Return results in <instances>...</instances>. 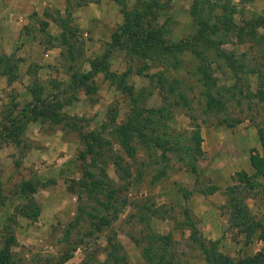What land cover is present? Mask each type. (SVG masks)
<instances>
[{
  "label": "trees",
  "instance_id": "16d2710c",
  "mask_svg": "<svg viewBox=\"0 0 264 264\" xmlns=\"http://www.w3.org/2000/svg\"><path fill=\"white\" fill-rule=\"evenodd\" d=\"M97 1L65 0L63 13L51 14L59 30L55 34L47 31L44 34L47 41L59 47L60 66L67 73L68 81L62 91L48 93L29 70L31 67L28 68L25 89L29 100L17 113L8 111L1 115L0 136L18 143L26 124L35 122L57 126L62 132H74L80 140L81 149L77 153L80 173L69 184L76 197L75 212L58 238L61 243L68 244L69 238L71 242L60 253L57 264H63L78 247L82 248L83 257L77 264H126L122 245L111 228L126 206L135 210L127 218L145 227L140 236L130 237L139 248L140 264H179L171 255L170 235L150 226L151 217L163 216L161 207L150 209L152 205L144 202L142 194L138 195L139 200L130 196L139 185H152L165 177L172 164L174 168L191 172L197 180L200 173L197 161L203 150L196 110L198 114L224 112L228 102L232 103L231 107H240L245 100L246 109L257 112L259 108L264 117V14L236 21L235 4L252 0H191L189 32L170 40L166 18L159 23L156 20L171 0H135L130 7H120L121 21L110 33L103 50L85 60L88 67L84 69L80 64L82 41L77 27L72 24L71 9ZM226 42L246 43L251 55L247 58L245 51L234 54L224 47ZM113 52L126 57L121 71L109 68ZM19 62V57L12 52H0V75L5 76L7 84L17 79ZM216 69L221 74L227 72L224 82L219 83ZM97 73L125 95L127 110L118 122H115V111H110L98 126L83 129L79 118L62 111L64 102L57 99L60 93L76 89L89 96L96 90L93 77ZM134 74L146 78V84L135 87L130 83L128 77ZM249 74L256 75L254 91L249 88ZM50 85L56 89L59 83L51 80ZM153 93L159 96L157 104L148 103ZM194 98L199 103L196 110L192 104ZM178 113L188 117L187 129L174 127ZM223 121L228 125L236 122L227 117ZM256 136L259 150H251L248 156L252 171H235L232 182L221 189L225 198L221 206L227 225L245 243L253 238L264 241V223L250 212L246 203L249 197L264 193V122L256 127ZM137 150L142 151L140 159H135ZM108 165L113 167L114 179L106 171ZM39 184V179L32 177L20 180L15 186L14 192L22 200L3 221L0 264H32L15 258L11 250L15 244L11 225L17 215L29 220L37 218L39 206L32 195ZM217 190L219 187L213 184L200 185L197 189L203 195ZM3 196L0 186V205L5 202ZM188 225L191 228L190 222ZM102 232L105 243L100 246L96 244V235ZM88 237L94 243L91 251L86 249L90 243ZM189 239L197 244L205 264H264L263 251L233 258L220 252L214 242L201 238L192 228ZM99 252L102 258L98 257ZM42 264H50L49 258H44Z\"/></svg>",
  "mask_w": 264,
  "mask_h": 264
},
{
  "label": "rangeland",
  "instance_id": "374dc122",
  "mask_svg": "<svg viewBox=\"0 0 264 264\" xmlns=\"http://www.w3.org/2000/svg\"><path fill=\"white\" fill-rule=\"evenodd\" d=\"M73 1V0H72ZM111 1L118 12L119 21L113 25H77L76 16L71 9V21L79 33L82 41L83 57L81 67L87 69L86 59L99 54L109 35L115 26L121 21L120 7H130L135 0H106ZM191 0H171L170 5L160 11L157 23L166 18L169 28L168 38L177 40L187 34L190 30V18L188 8ZM264 14V0H252L243 4H235L234 19L255 17ZM28 18L26 25L21 27V36L17 39L12 50L20 62L17 67V79L12 81L13 85L7 89H0V120L1 115L8 111L17 113L20 106L29 100V94L25 87L28 84V68L33 71L48 93L56 90L62 91L68 81V75L60 66L59 53L47 56L52 42L46 40L45 31L55 34L58 31L56 25H38L36 13L24 14ZM109 18L114 20L112 13ZM111 20V21H112ZM91 30V31H90ZM224 47L234 54L241 52L250 56V49L246 43L234 44L226 42ZM0 52H3L0 47ZM253 54V52H252ZM244 56V57H245ZM126 65V57L120 52H113L110 58L109 68L121 71ZM215 75L219 83L225 81L227 72L216 69ZM96 90L92 94L85 95L82 90L76 89L60 93L59 102L62 103L61 110L69 115L79 118L83 123V129L98 126L106 120L110 111H115L116 120L120 121L127 110V99L124 94L109 85L101 73L94 77ZM249 88L254 91L257 85L256 75H248ZM51 80L58 81V87L52 88ZM128 81L135 87L145 85L147 80L139 75H130ZM231 82V81H230ZM226 83H229L226 81ZM195 91V90H194ZM195 93V92H193ZM196 94V93H195ZM159 96L152 94L149 104H157ZM252 101H255L254 98ZM197 99H192L196 110ZM16 103L15 107L11 104ZM227 103L226 111L214 113L208 112L198 114L199 132L201 136V149L203 155L197 161L200 173L196 177L184 168H172L167 175L152 185L141 184L133 191L130 197L139 200L138 195L144 196V202L150 204V209L161 207L162 217L153 216L150 226L159 233H168L171 237V255L179 264H205L197 244L189 239V233H195L201 238L212 241L220 252L233 258L252 255L257 251L264 252V241L253 238L245 243L239 234L227 225L226 214L222 208L224 195L221 189L232 182V174L236 170L250 172L248 156L251 150H259L256 136V127L264 122L262 112L248 110L245 100L242 106ZM234 104V103H233ZM258 106L261 103H258ZM201 105V104H200ZM242 109V110H240ZM227 117L233 125L223 121ZM176 129H187L189 119L182 113L175 116ZM81 149L79 138L74 132H62L57 126L47 123L37 124L28 122L20 135V142L13 143L8 138L0 136V186L5 202L0 205V234L5 218L11 214L13 207L20 204L21 198L14 192L16 184L26 178H38L39 186L32 195L39 206V215L35 220L17 215L11 225L15 238V244L11 250L17 260L42 264L44 258H49L50 264H57L61 252L70 246L64 241H58L60 231L64 224L71 219L75 212L76 197L70 191L69 184L79 177V160L77 153ZM142 151H136V157L141 158ZM131 163L136 160L127 159ZM173 163V162H172ZM108 175L115 178L113 167L106 168ZM232 173V174H231ZM213 184L219 190L212 194L203 195L197 191L200 185ZM248 209L259 220L264 223V193H258L246 200ZM130 206H126L119 217L112 223V231L122 245L126 264H140L141 257L138 246L132 240L131 235L140 236L145 232V227L134 222L133 218H127L128 214L134 212ZM186 211V213H184ZM186 214V215H185ZM191 223V228L188 223ZM103 233L96 235V244L102 246L105 243ZM106 233H109L107 231ZM89 239L88 251L92 250V239ZM85 241V240H84ZM88 242V240H86ZM83 257L82 248H76L71 257L63 264H77ZM99 258L103 254L99 252Z\"/></svg>",
  "mask_w": 264,
  "mask_h": 264
},
{
  "label": "crops",
  "instance_id": "0c3cea01",
  "mask_svg": "<svg viewBox=\"0 0 264 264\" xmlns=\"http://www.w3.org/2000/svg\"><path fill=\"white\" fill-rule=\"evenodd\" d=\"M64 7L65 0H0V47L3 50L2 53H11L10 50L13 49L17 39L22 37L21 27L28 22V18L24 17V14L36 13L39 20L38 25L57 26L51 16L55 15L56 11L62 14ZM111 13L114 20L109 18ZM72 15L76 16L77 25H113L119 21L116 7L111 1L107 2L106 0L76 6V10L73 11ZM55 32L58 31L55 30ZM48 48L50 49L44 53L45 56L48 53L52 55L59 53V47L50 45ZM11 85H13L12 82L7 84L5 76L0 75V89H7Z\"/></svg>",
  "mask_w": 264,
  "mask_h": 264
}]
</instances>
